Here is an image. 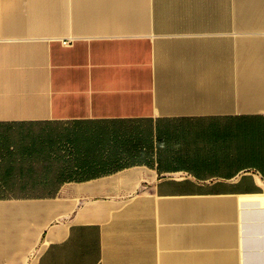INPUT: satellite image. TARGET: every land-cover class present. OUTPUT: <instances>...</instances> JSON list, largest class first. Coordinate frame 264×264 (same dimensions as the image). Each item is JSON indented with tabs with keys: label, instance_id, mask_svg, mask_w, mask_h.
Returning <instances> with one entry per match:
<instances>
[{
	"label": "crops",
	"instance_id": "0c3cea01",
	"mask_svg": "<svg viewBox=\"0 0 264 264\" xmlns=\"http://www.w3.org/2000/svg\"><path fill=\"white\" fill-rule=\"evenodd\" d=\"M263 196L264 0H0V264H264Z\"/></svg>",
	"mask_w": 264,
	"mask_h": 264
},
{
	"label": "bare ground",
	"instance_id": "6f19581e",
	"mask_svg": "<svg viewBox=\"0 0 264 264\" xmlns=\"http://www.w3.org/2000/svg\"><path fill=\"white\" fill-rule=\"evenodd\" d=\"M262 203H263V205H264V196L262 197ZM247 208H248V207H247ZM251 208H252V207H251ZM251 208H250V209H251ZM245 209H246V208H245ZM262 209H263V208H262ZM246 210H247V209H246ZM243 211H244V209H243ZM247 211H248V210H247ZM253 212H254V211H253ZM258 212H259V211H258ZM252 214H253V213H252ZM259 215H260V214H259ZM252 216H253V215H252ZM262 216H263V215H262ZM253 217H254V216H253ZM258 218H259V217H258ZM243 219H244V218H243ZM251 219H252V218H251ZM259 219H260V218H259ZM252 220H253V219H252ZM243 221H245V220H243ZM247 222H248V221H247ZM244 223H245V222H244ZM245 224H246V223H245ZM247 224L249 225V223H247ZM247 224H246V225H247ZM248 225H247V227L250 226V225H249V226H248ZM252 225H253V224H252ZM256 225H257V224H256ZM258 226H259V224H258ZM253 227H254V226H253ZM261 231H262V230H261ZM244 233H245V231H244ZM247 234H248V233H247ZM249 234H251V232H249ZM253 234H255V233L253 232ZM260 235H264V234H260ZM260 235H259V236H260ZM247 237H248V236H247ZM247 237H245V238H247ZM251 237H254V236H251ZM262 237H263V236H262ZM263 238H264V237H263ZM249 239H251V238H249ZM253 239H254V238H253ZM252 241H253V240H252ZM258 241H260V240L258 239ZM261 242H262V239H261ZM250 243H251V242H250ZM250 243H249V244H250ZM263 243H264V242H263ZM247 244H248V242H247ZM247 244H246V245H247ZM251 244H252V243H251ZM253 244H254V243H253ZM257 244H258V243H257ZM260 245H261V244H260ZM248 247H249V246H248ZM261 247H262V246H261ZM249 253H250V251H248V254H249ZM248 254H247V255H248ZM250 255H251V254H250ZM262 256H263V255H262ZM262 256H260V258H261ZM263 258H264V257H263ZM248 259H249V258H248ZM250 260H251V259H250ZM261 260H262V259H261Z\"/></svg>",
	"mask_w": 264,
	"mask_h": 264
},
{
	"label": "rangeland",
	"instance_id": "374dc122",
	"mask_svg": "<svg viewBox=\"0 0 264 264\" xmlns=\"http://www.w3.org/2000/svg\"><path fill=\"white\" fill-rule=\"evenodd\" d=\"M212 135H213L212 138H217V132H214ZM205 138H207V137H205ZM190 145L197 146V147H200V148L203 146V144H190ZM211 145L213 146V145H217V144H211ZM200 152L203 153L202 150H200Z\"/></svg>",
	"mask_w": 264,
	"mask_h": 264
},
{
	"label": "built area",
	"instance_id": "2783aa9c",
	"mask_svg": "<svg viewBox=\"0 0 264 264\" xmlns=\"http://www.w3.org/2000/svg\"><path fill=\"white\" fill-rule=\"evenodd\" d=\"M68 43V41H64V44H67Z\"/></svg>",
	"mask_w": 264,
	"mask_h": 264
}]
</instances>
